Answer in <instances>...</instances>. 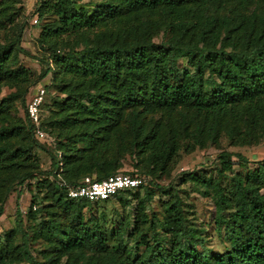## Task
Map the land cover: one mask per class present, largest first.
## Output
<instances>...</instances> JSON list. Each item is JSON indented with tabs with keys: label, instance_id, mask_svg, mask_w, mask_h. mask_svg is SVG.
<instances>
[{
	"label": "trees",
	"instance_id": "trees-1",
	"mask_svg": "<svg viewBox=\"0 0 264 264\" xmlns=\"http://www.w3.org/2000/svg\"><path fill=\"white\" fill-rule=\"evenodd\" d=\"M79 1L35 0L28 16L43 20L35 45L46 53L38 59L41 67L37 74L16 64L18 53L29 55L19 46L23 25L15 29L12 39L0 44V81L14 88L7 99L19 93L22 104L30 88L50 74L51 83L68 97L84 95L96 100L91 107L98 111L88 118L75 116L59 123L48 122L52 127L57 124L71 132L76 130L65 141L55 143L57 153H49L47 171L38 169L29 151L32 145L47 152L45 148L54 146L43 129L42 117L39 127L51 139L50 144L35 139L34 125L25 108L24 125L0 127V215L12 187L16 199V224L0 240V264H264V157L243 174L230 175L228 189L219 179L231 170L232 155L247 162L240 154L218 153L215 180L186 173L212 199L215 230L227 243L222 253L196 247L195 243L202 240L184 224L175 202L168 204L160 222L169 245L160 242L154 229L149 230L148 237L143 232V207L153 195L151 189H145L136 203L130 232L135 237V249L131 252L121 241L129 226L127 216L121 221L122 228L113 233L114 243L110 245L109 230L99 219H83L81 209L91 201L68 198L56 185L57 179L68 185L80 184L87 176L77 174L81 166L102 170L93 180L114 174L118 156L127 151L146 158L151 170L165 172L177 150L176 135L163 138L158 126H148L142 120L143 115L157 111L202 118L209 125L207 133L212 140L216 135L211 129L223 118L243 121L247 129L240 135L242 142L264 137V0H103L91 12L79 7ZM230 1L233 3L226 6L228 13H221L229 4L225 2ZM247 7L250 9L246 14L237 11ZM138 12L155 13L159 19L125 26L117 38L110 39L107 29L94 32L97 27L116 25L123 15ZM7 20L12 22L11 17ZM156 29L162 31L159 42L152 39V30ZM79 43L82 47L76 49ZM180 57L186 58L191 70L178 69ZM110 95L120 101L115 107L107 104ZM71 104L61 106L67 109ZM123 108L132 112L126 142L119 129ZM195 129L202 133V129ZM192 137L203 144L202 135L194 132ZM16 138L19 143L11 147L9 141ZM77 142L81 146L77 147ZM9 172L13 182L4 177ZM31 179H35V192L31 194L24 229L17 200ZM133 189L103 200L121 193L135 198L136 192H130ZM40 192L41 200L50 202L31 211L39 202ZM117 199L121 205L129 203ZM43 210L45 219L36 221V211ZM17 233L19 243L13 244ZM34 242L40 246L36 255L30 248Z\"/></svg>",
	"mask_w": 264,
	"mask_h": 264
},
{
	"label": "rangeland",
	"instance_id": "rangeland-1",
	"mask_svg": "<svg viewBox=\"0 0 264 264\" xmlns=\"http://www.w3.org/2000/svg\"><path fill=\"white\" fill-rule=\"evenodd\" d=\"M103 0H80L78 6L84 8L87 12H91L94 5ZM35 0H0V44L9 41L14 37L13 33L19 25H23L21 32L19 46L22 47L29 55L22 53L17 54L16 64H20L27 68L32 74H37L41 64L38 59L45 57L46 53L39 50L35 45V38L39 31V26L43 20L36 19L35 15L28 16L35 7ZM226 6H230L232 1ZM249 7L245 10L238 9L240 13H248ZM228 8H223L221 13H228ZM11 17L12 22L9 23L7 18ZM36 19L34 22L33 20ZM159 19L158 14H151L148 12L128 13L121 16L116 25L104 28L97 27L94 32H99L107 29L108 37H118L121 30L125 26L131 27L138 23L153 21ZM152 39L155 42L161 41L162 31L152 30ZM82 43H79L76 49H80ZM49 53V52H48ZM177 67L180 71L187 69L191 70L186 62L185 57L177 59ZM50 74H47L43 79L35 83L36 86L44 88L43 104L40 107V114L43 119V129L50 134L53 139V148H45L47 151L38 149L35 146L30 147V155L38 165L41 171L50 169V154L57 153L55 143L65 141L72 132L65 128H61L57 124L48 125L49 121L61 122L63 119H71L75 116L90 117L97 114V109L91 106L95 104L96 100H92L87 96L76 95L75 98H70L67 94L60 90L59 86L51 83ZM34 88H30L24 96V102L19 101V93L16 97L7 99L8 94L14 92L13 87H9L0 81V127L11 125H24V108L25 101L28 100ZM92 92V91H91ZM4 99V100H3ZM93 99V98H92ZM63 103H72L69 108L65 109L61 105ZM120 101L117 97L108 96L107 104L115 107ZM130 110L123 108V116L119 121V129L124 132V142L128 140L127 128L131 119ZM144 123L148 126H158L161 130V136L167 138L171 133H175V141L177 150L173 155L171 161L166 166L165 172L160 173L158 170H151L149 161L144 157H135L133 153L128 151L120 154L117 158V165L113 172H130L136 174L142 179V186L130 192H136L135 198L129 193H121L117 197L122 200L129 201L126 205H121L117 197L110 198L103 201L85 202L81 213L84 221L88 222L91 217L99 219L101 225L109 230L108 243L111 245L113 241V233L122 228L121 221L124 216L128 217L129 226L122 234L121 241L127 249L131 252L135 249V237L130 236L132 220L136 209L138 199L144 195L145 189H151L153 195L144 201L143 213L145 214L146 224L143 232L147 233L149 237L151 231L154 229L156 234H159V240L164 246L169 245L168 235L162 232L161 219L166 213L168 204L175 202L183 214L184 224L192 229L191 232L197 237H200L202 242H196V247L200 249L204 247L208 249L209 253H222L227 246V243L222 240L221 234L217 233L213 221V204L210 195L204 193V188L192 181L186 173L191 175L202 176L205 179L211 177L215 180V168L217 166L216 156L220 151H229L230 153H237L247 159V162L238 161L236 156L232 155L233 164L231 170L227 175L219 179V183L228 189L230 187L229 176L234 173L243 174L247 169L255 166V162L264 157V137L257 136L249 142H242L240 135L244 134L247 127L242 120H231L223 118L214 124L212 131L215 132V140H212L210 133H207L208 124L202 122V118H187L181 116L179 113H171L166 115L164 112L157 111L152 114L143 115ZM185 128V130H182ZM197 129H202L199 134ZM196 132L198 136H203V144L199 145L193 139L192 133ZM11 147L19 143V138L9 141ZM76 146H81L77 142ZM50 153V154H49ZM106 155V154H105ZM104 155V156H105ZM96 154L95 157H98ZM102 170H91L88 167L81 166L77 171L80 176L87 175L94 178L97 173ZM12 172L4 173V177L13 182L14 176ZM71 175V173H70ZM159 185L161 188H157ZM17 188V187H16ZM15 188H11L3 203V212L0 215V240H3L5 232L13 228L16 224L15 210ZM35 192V179H31L28 184L22 187V192L19 196L18 204L21 214L22 226L27 229V213L31 194ZM43 192V191H42ZM38 197V204L31 207V211L37 210L42 205L49 204L50 201H42L40 192ZM46 215L43 211H36V221L45 219ZM149 226V227H148ZM137 239V238H136ZM13 244L19 243V234L12 239ZM39 243L34 242L30 244L31 252L36 255V249H39ZM139 248L142 245H138ZM24 264V262L20 263Z\"/></svg>",
	"mask_w": 264,
	"mask_h": 264
},
{
	"label": "built area",
	"instance_id": "built-area-1",
	"mask_svg": "<svg viewBox=\"0 0 264 264\" xmlns=\"http://www.w3.org/2000/svg\"><path fill=\"white\" fill-rule=\"evenodd\" d=\"M34 22L36 19L33 20ZM44 99V88L35 86L34 91L29 96L25 104V114L34 125L33 136L40 142L51 143V139L39 127L41 119L40 106ZM142 184V179L135 174L126 172H116L101 180H93L91 177H83L80 184L68 185L64 181L57 179L56 185L62 188L68 198L86 199L88 201H98L126 189H133Z\"/></svg>",
	"mask_w": 264,
	"mask_h": 264
},
{
	"label": "crops",
	"instance_id": "crops-1",
	"mask_svg": "<svg viewBox=\"0 0 264 264\" xmlns=\"http://www.w3.org/2000/svg\"><path fill=\"white\" fill-rule=\"evenodd\" d=\"M34 88V87H33Z\"/></svg>",
	"mask_w": 264,
	"mask_h": 264
}]
</instances>
